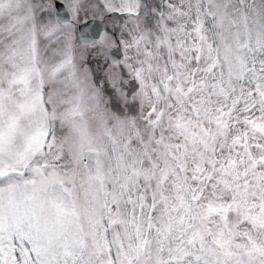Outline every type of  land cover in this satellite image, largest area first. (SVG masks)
I'll return each mask as SVG.
<instances>
[{"label":"snow or ice","instance_id":"snow-or-ice-1","mask_svg":"<svg viewBox=\"0 0 264 264\" xmlns=\"http://www.w3.org/2000/svg\"><path fill=\"white\" fill-rule=\"evenodd\" d=\"M0 264H264V0H0Z\"/></svg>","mask_w":264,"mask_h":264}]
</instances>
